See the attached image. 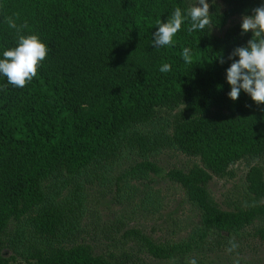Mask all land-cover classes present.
I'll list each match as a JSON object with an SVG mask.
<instances>
[{"label":"trees","instance_id":"1","mask_svg":"<svg viewBox=\"0 0 264 264\" xmlns=\"http://www.w3.org/2000/svg\"><path fill=\"white\" fill-rule=\"evenodd\" d=\"M217 1L224 6L210 5L207 33L182 24L173 47L156 48V21L188 0H0V49L15 46L5 22L13 14L20 34L38 35L48 49L23 87L0 77V264L17 256L25 264H140L136 251L167 260L226 250L246 230L264 240V104L243 91L230 100L224 78L229 53L251 35L229 20L260 0ZM185 46L192 66L180 56ZM164 62L168 73L158 71ZM169 147L192 159L165 176L198 224L179 241L117 224L100 235L111 248L97 253L79 235V176L129 148L140 158L117 181H150L159 171L153 156ZM239 163L240 196L217 202L209 183Z\"/></svg>","mask_w":264,"mask_h":264},{"label":"rangeland","instance_id":"2","mask_svg":"<svg viewBox=\"0 0 264 264\" xmlns=\"http://www.w3.org/2000/svg\"><path fill=\"white\" fill-rule=\"evenodd\" d=\"M188 1L189 4L193 2ZM213 2L221 5L217 0ZM240 19L241 16H234L228 24L238 23ZM215 33L221 35L222 30ZM155 154L153 157L159 171L151 174L150 181L135 182L128 180L129 176L117 181L116 178L140 158L136 151L129 148H123L101 168L94 171L92 168L79 176L76 184L80 203L79 235L92 244L97 253L111 248L108 247L109 241L100 235L109 228L115 229L117 224L142 229L157 241L184 239L198 224L196 213L185 201L181 189L165 176L170 168L186 167L192 159L171 147ZM244 171L243 164L239 163L232 168L230 175L211 180L208 189L217 202L224 203L240 196ZM74 186L64 190L65 196L73 192ZM252 234V231L246 230L237 236V248L232 253L215 250L167 260L154 259L144 252L135 253L140 264H188L191 259H195L197 264H264V240ZM4 255L10 257L13 253L6 249ZM9 263L25 264L18 256L9 258Z\"/></svg>","mask_w":264,"mask_h":264},{"label":"clouds","instance_id":"3","mask_svg":"<svg viewBox=\"0 0 264 264\" xmlns=\"http://www.w3.org/2000/svg\"><path fill=\"white\" fill-rule=\"evenodd\" d=\"M213 0H193L187 7H174L170 17L164 22L156 21L155 31L151 34V43L156 48H167L175 45L174 37L187 24L188 33H207L214 25L209 7ZM8 28L17 32L14 47L0 49V77L14 87H23L36 74V70L47 54V46L36 34H20L15 14L5 17ZM242 34L250 33V38L243 46L235 47L228 55L231 61L225 69V82L229 86L227 97L235 101L241 91L257 105L264 104V0L248 15H242L239 25ZM185 65H193V50L185 46L180 51ZM235 57V59H233ZM219 63L224 59L220 54L215 57ZM196 64V63H195ZM172 66L164 62L158 71L168 73ZM219 87V86H218ZM184 107V106H183ZM182 107V108H183ZM181 108V109H182ZM237 244L229 241L227 252H232ZM188 264H197L195 259Z\"/></svg>","mask_w":264,"mask_h":264}]
</instances>
